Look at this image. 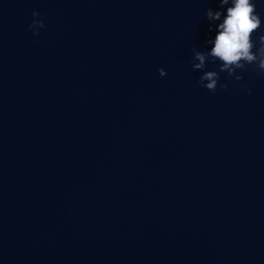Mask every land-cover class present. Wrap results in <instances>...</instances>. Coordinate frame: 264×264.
Returning <instances> with one entry per match:
<instances>
[{"label":"clouds","instance_id":"clouds-1","mask_svg":"<svg viewBox=\"0 0 264 264\" xmlns=\"http://www.w3.org/2000/svg\"><path fill=\"white\" fill-rule=\"evenodd\" d=\"M221 7L226 8L223 22L217 25L215 39L210 51L192 50L191 65L193 70H199L197 83L210 92H215L217 87L227 89L228 84H219L220 73L236 81L243 79V72L254 71L258 76H264V35L257 40L253 39L255 33L264 26V19L256 10V0H219ZM37 11L32 12L33 17H38ZM221 11L207 9L206 16L210 21L221 19ZM29 30L34 35H39V29L45 27L42 19H33ZM218 62V63H217ZM209 63L217 64L215 70H205ZM239 70V74H238ZM166 71L159 69V75L165 76ZM246 92H251L247 86Z\"/></svg>","mask_w":264,"mask_h":264}]
</instances>
